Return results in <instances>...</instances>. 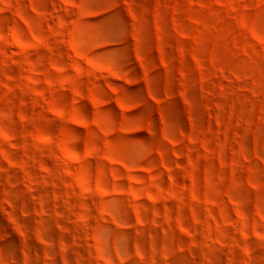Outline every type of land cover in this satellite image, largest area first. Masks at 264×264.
I'll use <instances>...</instances> for the list:
<instances>
[{"label":"rangeland","instance_id":"obj_1","mask_svg":"<svg viewBox=\"0 0 264 264\" xmlns=\"http://www.w3.org/2000/svg\"><path fill=\"white\" fill-rule=\"evenodd\" d=\"M0 264H264V0H0Z\"/></svg>","mask_w":264,"mask_h":264}]
</instances>
